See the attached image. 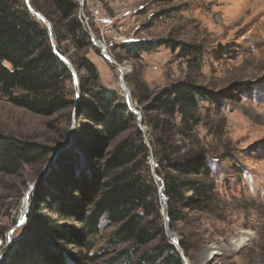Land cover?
<instances>
[{
  "label": "rangeland",
  "instance_id": "rangeland-1",
  "mask_svg": "<svg viewBox=\"0 0 264 264\" xmlns=\"http://www.w3.org/2000/svg\"><path fill=\"white\" fill-rule=\"evenodd\" d=\"M77 1V15L85 22V29L106 47L114 62L104 58L101 48L94 43L78 48L70 38L61 37L55 39L57 48H62L77 72L81 98L85 93L82 76L88 74L85 60L96 66L100 83L117 90L124 100L119 66L125 68L124 81L134 106L142 114V126L151 145L148 172L157 187L156 202L164 227L151 153L155 165L159 158L152 146L151 127L143 121L144 105L148 102L144 98L181 80L190 81L211 97L200 102L201 123L187 131L200 143L184 139L183 129L178 130L175 142L181 153L199 145L211 152V180L216 186V197L210 207L183 210V219L174 222L173 228L169 222L179 242L189 248L184 253L190 264H264V0ZM30 2L33 7L35 4L49 13L53 11V0ZM143 41L157 42L156 47L138 52L136 44ZM187 46L198 47L200 53L186 54L183 48ZM72 80L70 107L50 116L16 106L0 92V134L52 149L47 158L24 164L15 173H0V255L3 252L5 255L9 248L7 233L20 217L30 184L45 172L56 150L67 145L73 130L71 147L59 154L50 172L32 190L31 207L37 189L54 171L56 161L64 157L65 165H70L67 154L75 146L78 131L94 126L78 113L72 123V110L77 104ZM132 122L138 126L137 120ZM118 141L115 139L111 145ZM60 190L66 209L73 212L61 222L79 229L78 215L85 209L83 202L73 188L60 187ZM52 201L47 196L41 203V216L58 217L49 204ZM100 226L99 233L89 236L92 249L68 245L79 260L69 264H123L119 252L130 244L111 246L116 226L105 219ZM25 229L26 223L16 228L13 240ZM242 236L246 237L242 244L232 243Z\"/></svg>",
  "mask_w": 264,
  "mask_h": 264
},
{
  "label": "trees",
  "instance_id": "trees-1",
  "mask_svg": "<svg viewBox=\"0 0 264 264\" xmlns=\"http://www.w3.org/2000/svg\"><path fill=\"white\" fill-rule=\"evenodd\" d=\"M33 5L52 21L55 39L70 38L78 48L94 45L77 15V0H53L51 13ZM156 43L139 42L135 49L150 50ZM183 49L188 55L200 53L196 46ZM59 50L64 52L60 47ZM85 63L88 74L82 76L85 93L78 115L85 116L94 126L78 131L75 146L67 154L71 159L69 166L64 157L56 161L54 171L35 193L25 232L12 241L0 264L78 263L77 254L68 245L92 249L89 236L99 233L102 219L116 226L111 246L130 244L119 252L123 264H184L163 225L156 202L157 187L148 172L150 147L132 122L137 120L136 114L117 90L100 83L96 66L89 60ZM72 78L53 50L47 26L32 14L25 0H0L2 95L16 106L50 116L70 107ZM203 98L211 99L188 80L144 98L148 102L144 105L143 121L151 127L152 146L159 158L156 170L168 197L172 228L174 222L183 219V210H203L216 197L209 164L211 152L199 145L181 153L175 146L179 129H183L184 139L200 143L187 131L202 121L199 110ZM115 139L119 141L111 145ZM51 152L44 144L0 134V173H15L24 164L38 162ZM60 187L73 188L83 202L79 229L61 222L73 212L66 209ZM47 196L53 199L49 204L58 217L41 216V203ZM180 243L188 253L187 245Z\"/></svg>",
  "mask_w": 264,
  "mask_h": 264
},
{
  "label": "water",
  "instance_id": "water-1",
  "mask_svg": "<svg viewBox=\"0 0 264 264\" xmlns=\"http://www.w3.org/2000/svg\"><path fill=\"white\" fill-rule=\"evenodd\" d=\"M25 1H26V4H27L29 10L32 12V14L34 16H36L37 18H39L47 26L48 32H49L50 42L52 44V47H53V50H54L55 54L64 62V64L68 67L70 73L72 74L73 84H74V88H75L76 102H77L76 106L72 110V123L74 124L75 120H76V117H77L78 105L80 104V98H81V95H80V92H79V77H78L77 72H76L74 66L72 65L70 59L66 55H64L62 52H60L58 50L56 42H55L54 29H53V25H52L51 21L43 13H41L40 11L35 9L32 6L30 0H25ZM82 22H83V25L85 27V22L83 20H82ZM91 39H92V41H93V43L95 45H97V46H99L101 48L102 55L104 56V58L114 62V60L112 59L110 54H108L106 47L103 46L101 44V42L99 40H97L92 34H91ZM119 71H120V87L123 90L125 100H126L128 106H129L130 110L134 114H136L137 121H138L137 124H138V126H139V128H140V130H141V132L143 134L145 143L149 147H151L150 142L148 141L147 130H146V128L144 126H142V114L134 106V104H133V102L131 100L130 91L128 90L127 85H126V83L124 81V72L120 69V67H119ZM73 124H72V127H73ZM73 133H74L73 130L70 131L67 145L65 147H61V148H58L56 150V152H55L52 160L48 164V167L45 170V172L38 179H36L34 182H32L30 184V186H29V188H28V190L25 193L24 198H23L24 206L22 207L21 215H20L18 221L16 222V224L8 230V233H7V248L11 245V243L13 241V237L12 236H13L14 230H16V228L20 227L21 225L25 224L26 221H27V215H28V212L30 210V194H31L32 190H34V188H36L37 184L45 176H47V174L50 172V168H51L52 163L54 162V160H56V158L59 156V154L61 152H63L64 150H66L67 148L71 147V145L73 144ZM155 166H156L155 165V160H154L153 155L151 153V168H152V172H153L154 178L156 179V181L158 183V192H159L160 198L162 200L163 216H164V219H165L166 232L169 235V237L172 240V242L175 245V247L177 248V250L179 251V253H180V255H181L182 259H183V263L184 264H190L189 259L186 257V255L184 253V250H183V248L180 245L179 238L169 228L170 219H169V213H168V197L163 192V184H160L161 177L156 173ZM4 253L5 252L1 253V255H0V262H1L2 258H3Z\"/></svg>",
  "mask_w": 264,
  "mask_h": 264
},
{
  "label": "bare ground",
  "instance_id": "bare-ground-1",
  "mask_svg": "<svg viewBox=\"0 0 264 264\" xmlns=\"http://www.w3.org/2000/svg\"><path fill=\"white\" fill-rule=\"evenodd\" d=\"M102 45H103V44H102ZM103 46H104V45H103ZM119 67H120V66H119ZM120 69H121L123 72H124V70H125V68H122V67H121ZM23 206H24V202H23ZM20 215H21V212H20ZM245 238H246V237L242 236L239 240H236V241L234 240V241H232V243H233V242H234V243L236 242V245L239 246L240 244H242V243L245 241Z\"/></svg>",
  "mask_w": 264,
  "mask_h": 264
}]
</instances>
